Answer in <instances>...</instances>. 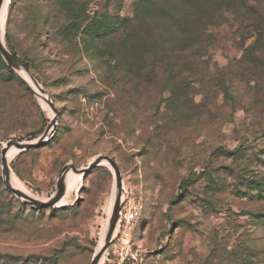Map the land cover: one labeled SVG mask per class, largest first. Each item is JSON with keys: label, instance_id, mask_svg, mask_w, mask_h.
<instances>
[{"label": "rangeland", "instance_id": "obj_1", "mask_svg": "<svg viewBox=\"0 0 264 264\" xmlns=\"http://www.w3.org/2000/svg\"><path fill=\"white\" fill-rule=\"evenodd\" d=\"M135 1L6 3L1 42L56 113L0 53V264H90L113 193L124 195L121 210L138 211L131 252L112 257L110 241L98 264H264V0H220L184 100L170 99L165 81H135L138 54L116 30ZM85 33L102 34L104 51L89 49ZM54 115L45 142L8 157L24 191L45 200L66 166L103 155L122 189L106 161L53 206L5 188L2 148L38 139Z\"/></svg>", "mask_w": 264, "mask_h": 264}, {"label": "trees", "instance_id": "obj_2", "mask_svg": "<svg viewBox=\"0 0 264 264\" xmlns=\"http://www.w3.org/2000/svg\"><path fill=\"white\" fill-rule=\"evenodd\" d=\"M219 3L220 0H136L131 17L116 23L121 35L117 44L135 49L138 54L133 64L135 81H165L170 99L183 96L184 100L188 94L185 73L199 64L200 51L199 55L205 54L208 44L204 31L213 24ZM103 39L100 33H85L84 43L99 54L104 51L100 43ZM108 54L119 67L117 55L111 51ZM130 72L125 68L123 76H131Z\"/></svg>", "mask_w": 264, "mask_h": 264}, {"label": "water", "instance_id": "obj_3", "mask_svg": "<svg viewBox=\"0 0 264 264\" xmlns=\"http://www.w3.org/2000/svg\"><path fill=\"white\" fill-rule=\"evenodd\" d=\"M2 2H3V0H0V7L2 5ZM0 53L2 54V56L4 57V59L6 60V62L10 66V63H9L10 60L11 59H15V58L6 50V48L3 46L1 40H0ZM15 74L22 81V83L26 87H28L31 91H34L33 88L29 85V83L27 82L26 79H24L17 72H15ZM40 97L44 101L48 102L52 106V108L54 109V112L56 113V108H55L54 103L52 102V100L49 97H46V96L45 97L44 96H40ZM55 118H56V115H54L52 117V119L50 120V122H49L47 128L45 129V131L43 132V134L36 140H33V141H22V140H14V139H12V140L7 141L6 145L1 150L2 181H3V184H4L5 188L8 191H10L11 193H13L21 201H23L24 203L29 204V205H31L33 207L43 208V207H47V206H53L55 204V201L63 194L64 179H65L66 175L69 172H74V173H78V174H86L92 168H94L95 166H97V165L101 164L102 162L106 161L110 165H112V167L114 168L115 177H116V185H117V187L119 189H122V187H121L120 170H119L116 162L114 161V159H112L111 157H109L107 155H103V156H99V157L95 158L90 163H88L86 166L76 167L74 164H70V165L66 166L64 168V170L62 171V173L60 174V176L58 178V181L56 182V186H55L54 192L52 193V195H50L45 200L35 201V200L28 199L26 197V195H24L21 191H19L18 189L12 187L8 183V181H7L8 160H7V157H6L7 147L12 145V146H15L16 148H18V150H27V149L39 146L41 143L45 142L51 136L50 130L53 131V129H54ZM121 208H122V200L117 205V207H116V209H115V211L113 213L112 220H111L110 224L106 228L102 244L99 247V249L96 251V253H95L94 257L92 258L90 264H97L99 262V260L102 258V256L104 255V253H105V251H106V249L108 247V244L110 243L111 238H112V236L114 234V230H115L116 225H117L119 212H120Z\"/></svg>", "mask_w": 264, "mask_h": 264}, {"label": "bare ground", "instance_id": "obj_4", "mask_svg": "<svg viewBox=\"0 0 264 264\" xmlns=\"http://www.w3.org/2000/svg\"><path fill=\"white\" fill-rule=\"evenodd\" d=\"M8 2V0H3L2 2V5L0 7V40H2L1 38V24H2V21H3V15H4V7L6 5V3ZM10 66L12 67V69L19 73L24 79L27 80V82L29 83V85L33 88V90L39 95V96H44L45 97V93L43 92L42 90V87H40L38 85L37 82L34 81L33 77L29 74V72L22 66L21 63H19L16 59H11L10 60ZM37 83V84H36ZM52 133V130H50V134ZM18 151V148H16L15 146H9L7 147V150H6V157H7V160H8V157H10L14 152H17ZM78 176H72L71 172H69L65 179H64V186L63 188H68L69 191L73 188V186L75 185V183L77 182V179L80 177L79 175L81 174H77ZM76 177V178H75ZM75 178V179H74ZM7 181L8 183L18 189L19 191H21L24 195H26V197L28 199H31V200H35V201H40V199H37V198H34L32 197L31 195L27 194L24 189L17 183L16 179L14 178L13 174L11 172H8L7 173ZM69 192L65 193V195H67ZM123 194H116V193H113L112 196H111V203H110V206H109V211H108V214H109V219L107 221V224H106V227L110 224L111 220H112V216H113V213L118 205V203L124 198V195L122 197ZM64 194H62L56 201H55V204H57L62 198H63ZM122 198V199H121ZM105 227V228H106ZM116 230V228H115ZM114 230V232H115ZM101 260V259H100ZM99 260V262H100ZM98 262V263H99ZM97 263V264H98Z\"/></svg>", "mask_w": 264, "mask_h": 264}, {"label": "built area", "instance_id": "obj_5", "mask_svg": "<svg viewBox=\"0 0 264 264\" xmlns=\"http://www.w3.org/2000/svg\"><path fill=\"white\" fill-rule=\"evenodd\" d=\"M137 218L138 211L136 209H131L130 211L121 210L119 212L116 225L118 228V237L115 240L114 238L111 239L109 246L112 257L122 260L130 254L132 246V230Z\"/></svg>", "mask_w": 264, "mask_h": 264}]
</instances>
